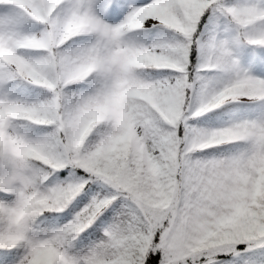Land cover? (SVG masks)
<instances>
[{"label": "snow or ice", "instance_id": "1", "mask_svg": "<svg viewBox=\"0 0 264 264\" xmlns=\"http://www.w3.org/2000/svg\"><path fill=\"white\" fill-rule=\"evenodd\" d=\"M0 264H264V0H0Z\"/></svg>", "mask_w": 264, "mask_h": 264}]
</instances>
